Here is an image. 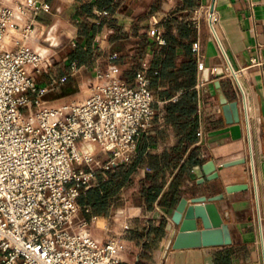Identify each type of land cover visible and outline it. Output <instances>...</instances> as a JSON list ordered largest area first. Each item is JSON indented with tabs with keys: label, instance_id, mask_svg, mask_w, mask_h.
<instances>
[{
	"label": "crops",
	"instance_id": "1",
	"mask_svg": "<svg viewBox=\"0 0 264 264\" xmlns=\"http://www.w3.org/2000/svg\"><path fill=\"white\" fill-rule=\"evenodd\" d=\"M45 1H49L56 12L46 21L37 19L34 30H48L51 35L54 30H66L62 34L63 41L73 42L78 37V46L85 48L76 10L82 3L93 0ZM123 1H119L110 16L117 20L127 37L118 42L111 40L113 29L103 24L91 46L104 37L108 44L103 51L94 52L113 57L119 70L126 69V75L133 72L134 78L138 68L133 55L137 53L138 37L143 33L148 37L151 18L158 20L167 43L158 46L149 41L141 49L140 62L147 61L155 100L150 125L142 134L146 136L141 155L143 162L113 196L105 214H93L90 210L85 219L90 222L104 220L107 224L116 202L132 189L141 218L124 219L127 228L136 233L128 235L119 264H264V0H214L217 18L213 29L204 11L198 12L199 6L210 5L211 0H192L190 4L183 0H125V7ZM63 7L68 12L59 17ZM97 10L93 11L98 15V24L109 14L101 15ZM135 22L139 26L137 33ZM57 41L60 43L59 39ZM193 44L197 52L192 49ZM91 46L89 52L93 51ZM198 57L203 60L204 68H208V77L203 78L201 85L199 81L203 76L202 70L197 68ZM229 69L236 71L238 80ZM187 90L195 91L197 129L196 139L189 144L184 159L195 152L202 159L201 164L212 160L217 177L207 179L202 173L204 181L198 182L200 172L192 169L176 203L181 197L221 194L222 198L214 202L224 222L233 226L231 233L236 239L228 244L172 248L177 230L171 213L176 203L172 207L158 204L171 178L168 171L166 182L151 208L139 202L138 193L147 164L179 138L172 123L166 121L165 106ZM223 99L237 101L238 122L225 121ZM199 130L202 131L200 136ZM94 149L99 151L96 145ZM160 182L158 179L157 184ZM231 184H245L246 187L228 192L226 186ZM92 215L97 218L92 220Z\"/></svg>",
	"mask_w": 264,
	"mask_h": 264
},
{
	"label": "built area",
	"instance_id": "2",
	"mask_svg": "<svg viewBox=\"0 0 264 264\" xmlns=\"http://www.w3.org/2000/svg\"><path fill=\"white\" fill-rule=\"evenodd\" d=\"M5 1L0 0V264H119L124 236L100 239L90 221L75 222V216L90 211L78 197L95 184L97 173L117 170L137 153L154 114L147 61L141 60L130 82L111 64L106 80L89 83L78 99L62 109L46 105L41 98L48 85L33 75L48 72L49 53L40 54L28 41L35 18L49 4L18 0L15 7ZM201 11L213 29L214 9L208 4L199 6ZM97 12L108 15L106 9ZM147 35L158 46L166 43L157 19H150ZM106 40L94 41L92 50L103 51ZM192 49L198 51L195 44ZM197 68H204L201 57ZM229 73L237 79L236 71ZM203 81L200 77L199 85ZM84 143L105 156L82 150ZM140 212L129 206L122 216L132 219Z\"/></svg>",
	"mask_w": 264,
	"mask_h": 264
},
{
	"label": "trees",
	"instance_id": "3",
	"mask_svg": "<svg viewBox=\"0 0 264 264\" xmlns=\"http://www.w3.org/2000/svg\"><path fill=\"white\" fill-rule=\"evenodd\" d=\"M120 0H93L82 3L76 10V16L81 21L80 37L85 40L86 46L82 48L78 46L69 52L71 60H77L78 63L87 60L84 55L89 54L92 39L99 32L103 24L111 27L113 32L110 39L113 41H121L127 37L126 32H122L121 25L116 19L110 15L112 11L119 6ZM185 3H191L192 0H183ZM106 9L108 16H103L99 23H96L98 15L94 9ZM186 27V26H185ZM189 28H185V30ZM139 30V26L135 22V33ZM166 39V38H165ZM151 41L145 33L139 35L137 53L133 55L136 68L140 65L141 49ZM152 42V41H151ZM167 43V40H166ZM165 43V44H166ZM164 44V45H165ZM137 56V57H136ZM149 77V69L147 70ZM126 78L130 81L133 78V72H129ZM150 85V80H149ZM151 88V86H150ZM155 102V100H154ZM153 102V103H154ZM166 121L171 122L175 131L179 134L177 142L169 149L164 150L159 155H154L145 168V174L139 189V202L145 204L149 209L158 197L159 192L166 182V172L171 176L168 187L163 191L158 199V204L172 207L178 196L183 192V185L186 179L191 176L193 167L201 164V158L195 152H190L184 159V154L189 146L196 139L197 119L195 116L196 96L194 90H187L175 101L166 104ZM146 136L142 135L139 142L137 153L132 157L130 162L114 171L98 172L96 175L97 182L90 188L81 191L78 202L82 207L88 206L93 214H105L117 191L126 185L132 178V174L136 167L143 162L142 152L146 144ZM160 179V185L157 180ZM86 215L87 213L84 212Z\"/></svg>",
	"mask_w": 264,
	"mask_h": 264
},
{
	"label": "rangeland",
	"instance_id": "4",
	"mask_svg": "<svg viewBox=\"0 0 264 264\" xmlns=\"http://www.w3.org/2000/svg\"><path fill=\"white\" fill-rule=\"evenodd\" d=\"M17 1L18 0H12V2L9 3H12L16 7L18 4ZM48 3V10L40 12L39 16L35 18L34 29L37 24V19L46 21L49 16H54L53 14H55L56 11L51 9V4L49 1ZM123 3V7H125V0ZM67 12L68 11L65 10V7H63L58 13V16H65ZM136 12L140 11H135V13ZM64 31L66 30H54L52 31L51 35L48 34V30H33V38L28 41V43L31 44L40 54H45L41 53L40 48H46V53H49L48 58L51 64L48 67V72L42 71L41 73L33 75L37 83L41 85H48V91L42 96L41 99H43L44 103L49 106L63 107L70 101L78 99L82 92L87 89L89 83L105 81L108 65L114 64V61L112 60L113 57L109 58L108 54L104 55L94 51L83 56H88L87 59L90 58L89 61L85 60L78 63L77 60H71L69 52L77 48L78 37H75L74 44L70 40L63 41L61 38ZM47 37L49 39H46ZM57 39H59L60 43H57ZM97 71L102 74L101 77L97 76ZM126 71V69L121 68L118 72V76L129 81L126 78ZM63 76H65V79L61 80ZM99 152L101 151H97L96 155L102 156V152ZM136 203V195L133 194L132 189H128L127 193L121 197V200L116 202L110 217L107 218V227L104 228L106 223L104 220L90 222L92 233L100 239H104L107 236H111L113 234L121 233V235L124 236L125 241H127L126 239L128 235H133L136 232L130 231L128 228L125 229L123 227L125 222L122 212H128V207L135 206ZM120 209L122 210L120 211ZM83 218H85V215L82 210H79L75 216V222ZM137 218L139 219L141 217L139 216L135 219Z\"/></svg>",
	"mask_w": 264,
	"mask_h": 264
},
{
	"label": "water",
	"instance_id": "5",
	"mask_svg": "<svg viewBox=\"0 0 264 264\" xmlns=\"http://www.w3.org/2000/svg\"><path fill=\"white\" fill-rule=\"evenodd\" d=\"M214 0L210 6L213 8ZM208 68L202 70V76L207 79ZM222 112L227 123L238 122L239 111L236 100H222ZM194 172H200L198 182H203L206 175L207 179L217 177L215 164L208 160L201 165L193 167ZM246 187L245 184H231L226 186L228 192L240 190ZM222 198L221 194L206 196H193L190 199L181 197L176 203L172 213L171 221L177 232L171 244L172 248H185L200 245H220L228 244L236 239L232 236V225L224 222L223 217L218 211L215 200Z\"/></svg>",
	"mask_w": 264,
	"mask_h": 264
},
{
	"label": "bare ground",
	"instance_id": "6",
	"mask_svg": "<svg viewBox=\"0 0 264 264\" xmlns=\"http://www.w3.org/2000/svg\"><path fill=\"white\" fill-rule=\"evenodd\" d=\"M7 2L11 1V0H6ZM41 53H45L42 55H46L48 53H46V48H40ZM28 68H30V66H28ZM238 80V78H237ZM58 107V106H57ZM59 109H62L63 107H58ZM94 148V144H88V143H84L81 145V149L82 150H86V151H90L91 149Z\"/></svg>",
	"mask_w": 264,
	"mask_h": 264
}]
</instances>
